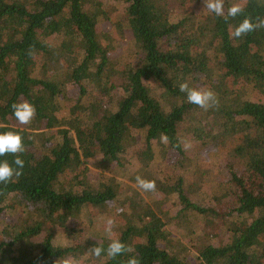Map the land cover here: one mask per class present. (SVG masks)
Listing matches in <instances>:
<instances>
[{
    "label": "trees",
    "instance_id": "trees-1",
    "mask_svg": "<svg viewBox=\"0 0 264 264\" xmlns=\"http://www.w3.org/2000/svg\"><path fill=\"white\" fill-rule=\"evenodd\" d=\"M202 3L0 0V133H18L25 149L0 156L14 169L16 155L24 161L18 180L0 184V264H127L132 256L139 264H264V28L232 35L245 18L264 19V0H224L223 16L193 10ZM233 5L243 10L235 18ZM185 82L218 103H188ZM24 101L36 108L27 125L12 109ZM219 149L216 165L200 164ZM157 158L192 165L191 177H156ZM212 171L220 192H201L209 198L201 203L192 194ZM137 176L155 181L156 192L139 190ZM91 208L113 215L117 235L80 230L83 215L94 225ZM171 220L172 230L196 227L200 241L175 247ZM56 234L65 242L55 244ZM111 239L133 251L92 255Z\"/></svg>",
    "mask_w": 264,
    "mask_h": 264
},
{
    "label": "clouds",
    "instance_id": "clouds-1",
    "mask_svg": "<svg viewBox=\"0 0 264 264\" xmlns=\"http://www.w3.org/2000/svg\"><path fill=\"white\" fill-rule=\"evenodd\" d=\"M203 3L209 12L215 13L217 16L224 15V0H203ZM242 11L243 10L239 5H233L228 9L227 15L229 17L235 18L237 15L241 14ZM259 28H264V19L257 17L256 23H253L251 18H245L238 26L235 27L232 35L234 37L240 38ZM179 91L185 93L188 103L197 105L198 107L205 110H207L209 107L215 106L218 103L215 93L210 89L190 88L188 83L185 82L179 85ZM12 109L14 117L22 125L29 124L36 115L35 106L27 101L14 103L12 105ZM161 139L166 141L167 137L162 135ZM24 151L25 149L22 142V137L18 133L12 131L0 133V156H4L5 154L9 153H23ZM14 164L16 165L15 169L8 163L7 160L0 161V184H8L13 181V178L18 180L22 176L24 161L19 155H16ZM136 186L143 192H156L155 181L147 180L140 176L136 177ZM113 226L114 221L110 218L107 219L106 232L108 233L109 237L112 235ZM89 250L91 251L92 255L97 258H99L102 253H106L107 257L111 259H115L117 256H120L126 252L133 251L131 247L126 246L118 239H111L107 249H104L101 246H94ZM56 264H60V261L57 260ZM63 264H78V261L64 260ZM127 264H139V260L135 256H132L127 260Z\"/></svg>",
    "mask_w": 264,
    "mask_h": 264
},
{
    "label": "rangeland",
    "instance_id": "rangeland-1",
    "mask_svg": "<svg viewBox=\"0 0 264 264\" xmlns=\"http://www.w3.org/2000/svg\"><path fill=\"white\" fill-rule=\"evenodd\" d=\"M199 9V13L201 12V10L203 9L206 10V6L205 4H199L196 7L193 8V10ZM168 8L171 10L172 14L178 15L179 13L184 12L183 8L177 4H169ZM172 18L174 17V15L171 16ZM107 23L106 22H102L100 24V27H106ZM129 37V35L125 32L124 38ZM121 38L118 41V45H117V49H115L114 51H112L110 53L113 62H116L117 58L121 55L122 52V48L125 45L126 39ZM34 72H40L39 68H36ZM67 91H68V95L69 96H74L76 93V88L73 86H70L69 84L67 85ZM243 97H249L248 93H243ZM153 145L152 148L154 149V151L156 152L157 150V142L152 141ZM225 151H220V149L218 150V152H209L206 156V158L204 160H201L200 164L201 165H205V166H209V165H216L218 163L219 160H221L224 157ZM170 160V154H168L166 160L164 162H168ZM153 170L155 171V176L156 177H164L168 172L170 171H176V172H181L186 178H190L191 177V173H192V165L187 166L184 170L181 169H177V168H170L166 165H164L158 158L155 159L152 163H151ZM132 167L135 168L134 165H131ZM203 178V175H202ZM216 181H218V178L215 176V173H205L204 175V179L202 181V183L199 185V187L197 188L198 191L195 192V194H192L193 199L203 203V199H205V201H209L208 197H205L203 195H201V192H209V193H213V194H217L218 192H220V187L218 185H216ZM175 194H170L169 195V202H174L176 200L175 198ZM166 208H171V206L169 204L165 205ZM170 212V211H169ZM89 215L91 217L92 220H94V225L92 227L88 226V220L86 216H81L79 219V227L80 230L82 231L83 229L86 230L87 232H85L86 235H91V236H102L103 234H108L107 232H105L103 229H106V220L107 219H112L113 220V215L110 214L107 209H102L100 211V209H96V208H91L89 209ZM115 223V222H114ZM173 221H169L168 223V228L170 229L169 231V236H170V240L172 242V244L179 248L181 247V245L186 246V248L188 249L189 247H191L192 245H195L197 242L200 241V233L199 230L193 227V231L192 232H186V231H182V230H172L173 228ZM73 225V224H72ZM87 227V228H86ZM76 228V227H75ZM114 228V227H113ZM104 231V232H103ZM112 235L115 236L117 235V231L112 229ZM75 235H78V232H75ZM53 242L55 244L58 243H63L65 242V238L61 237V235L56 234L55 237L53 238Z\"/></svg>",
    "mask_w": 264,
    "mask_h": 264
}]
</instances>
